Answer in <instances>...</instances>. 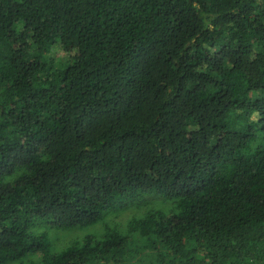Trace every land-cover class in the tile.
Here are the masks:
<instances>
[{"label":"trees","instance_id":"obj_1","mask_svg":"<svg viewBox=\"0 0 264 264\" xmlns=\"http://www.w3.org/2000/svg\"><path fill=\"white\" fill-rule=\"evenodd\" d=\"M144 253L264 264V0H0V264Z\"/></svg>","mask_w":264,"mask_h":264},{"label":"rangeland","instance_id":"obj_2","mask_svg":"<svg viewBox=\"0 0 264 264\" xmlns=\"http://www.w3.org/2000/svg\"><path fill=\"white\" fill-rule=\"evenodd\" d=\"M62 53L67 54L65 51H63ZM128 216H123V218H120L123 221L128 220ZM102 222H98L96 224L87 226L85 228H77V229H73V230H68L66 232H61V230L59 232H56L57 234L55 235V237L58 239V241L61 244H69L74 240H78L84 236H87L89 234H98L99 232L102 231L103 226L101 225ZM145 253L142 254L141 256H138L136 259L140 260L139 264H150V259H146Z\"/></svg>","mask_w":264,"mask_h":264}]
</instances>
